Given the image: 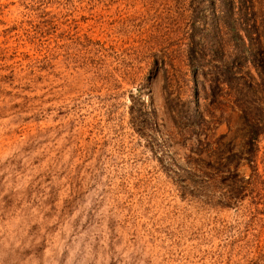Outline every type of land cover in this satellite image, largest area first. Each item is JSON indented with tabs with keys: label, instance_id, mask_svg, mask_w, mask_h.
<instances>
[{
	"label": "rangeland",
	"instance_id": "rangeland-1",
	"mask_svg": "<svg viewBox=\"0 0 264 264\" xmlns=\"http://www.w3.org/2000/svg\"><path fill=\"white\" fill-rule=\"evenodd\" d=\"M240 100L264 2L0 0V264H264Z\"/></svg>",
	"mask_w": 264,
	"mask_h": 264
},
{
	"label": "trees",
	"instance_id": "trees-1",
	"mask_svg": "<svg viewBox=\"0 0 264 264\" xmlns=\"http://www.w3.org/2000/svg\"><path fill=\"white\" fill-rule=\"evenodd\" d=\"M260 4L264 2V0H256ZM263 77V76H262ZM228 83V78L226 74L222 72H215L211 75H203V78L200 82V85H212L215 88H222V85ZM252 84H256L255 78L248 76V83L244 86V88L251 89L253 88ZM242 95V94H241ZM245 100H240L239 103H237V107L240 110L242 119L247 124V137H246V148H245V156H243L250 168L249 175L246 178H243L242 182L237 184L236 193H239L243 188H245L248 184H252V187H255L259 181V174L255 171V145H256V139L261 133V131L264 129V121L254 120L252 116H250L248 110H246L247 106L244 105ZM210 142L208 141L207 144ZM214 156V159L217 158V153L211 152L209 153V156Z\"/></svg>",
	"mask_w": 264,
	"mask_h": 264
}]
</instances>
